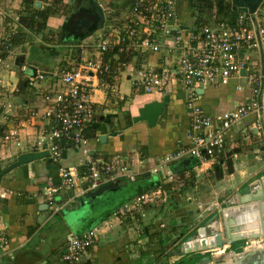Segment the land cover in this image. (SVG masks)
Here are the masks:
<instances>
[{
	"label": "crops",
	"instance_id": "1",
	"mask_svg": "<svg viewBox=\"0 0 264 264\" xmlns=\"http://www.w3.org/2000/svg\"><path fill=\"white\" fill-rule=\"evenodd\" d=\"M23 1L14 0L12 10L22 14ZM37 1L41 2L39 7L47 5L42 0ZM72 1L64 0L66 10L64 14L57 16L53 30L60 28L67 17L66 12L70 11L71 7L74 8ZM98 1L104 7L106 15L118 16H121L132 2V0ZM184 5L186 10L185 14H180L181 25L187 26L190 11L185 2ZM20 28L22 27H16L15 34ZM93 38H63L60 48L64 47V53L59 59H55V62L51 61L50 46H40L38 53L32 52L34 59L37 60L34 65L39 67L37 75L30 76L24 83L23 78L12 66L6 68L0 64V75L6 79V86L2 88L4 93L0 95V128L5 131L16 129L21 141L18 146L15 142L9 146L0 143V163L6 161L3 167L13 162L18 154L36 150L34 138L39 139L38 130L42 126L36 119L31 121L30 115L32 110L44 105L43 91H39L43 88L35 83L38 73H43L38 61L49 60L55 64L53 71L47 72L53 77L57 69L71 68L80 57V45L89 43ZM26 42L19 39L14 43L12 57L16 55L14 54L16 49ZM47 43L46 45H49L50 42ZM33 48L34 46L28 45L29 52ZM6 57L8 61L12 58L9 55ZM160 58L161 54L140 53L135 54L131 63H136L138 67L158 70ZM130 68L128 62V68L118 71L116 89L119 94L124 95V99L119 98V94H114L111 88L98 89L93 94L95 118L92 126L86 130L87 153L68 144L61 149V157L58 158L60 162L57 164L53 162V158L45 157L32 162V174L29 168L23 165L1 179L0 230L9 235L10 243L8 247L0 248V264H65L61 256L69 237L79 235L92 227L91 220L83 227L84 231L79 229L78 232L72 233L66 219V210L78 205L77 196L88 191L87 184L79 180L76 188L75 186L71 189L62 188L58 191L54 196L55 204L59 206L58 211L45 200L43 188L60 182V166L75 167L83 172V164L89 157L112 164L113 171L120 165H127L130 170L136 172V178L132 181L124 177L116 179L123 186L122 190L107 193V196L103 197L105 199L102 198L104 202H108L100 205L94 219L101 220L97 225H102L103 229L107 230L89 248V253L82 257V264H231L237 257L234 252H241L245 245L253 249L264 244V238L259 236L256 239L238 240L232 244L225 241L224 246L215 249L185 252L178 250V240L176 241L179 235L183 234L185 237L188 231L191 233L196 225H201L202 221L218 212V215H223L224 218L222 214L225 211L224 206L232 200L234 202H231V209L235 218L242 220L245 216L244 209L248 210L249 218L254 217L256 203H242L247 195L246 193L241 195L239 192L247 187L251 189V194L263 190L260 177L264 175V132L261 128L259 107L258 111H252L231 128L226 138V148L218 150L215 159L200 162L196 158H186L190 161L186 168L174 169L185 160L183 159L164 165L158 172H152L166 154L186 146L191 140L188 95L181 87L152 93H147L142 88L137 89L133 83V76L131 77L129 73ZM55 78L53 86L58 88L61 83L54 76ZM243 79L246 78H233L228 85L199 88V103L210 113L231 110L246 103L252 94V88L247 92L242 85ZM239 85L243 88L240 89ZM166 95L170 96L169 101L165 102L163 113L154 126L148 125L146 121H133L139 114L140 107L148 102H162ZM262 98L264 104V91ZM49 124L44 123L43 127L50 128ZM113 132L116 134L113 135ZM102 134H108L106 142L99 140V135ZM193 160H197L198 164L192 166ZM217 164L221 166L223 173L221 179L215 178ZM168 169L172 173L171 176ZM166 181L172 185L170 191L164 189L163 192L169 202L168 212L174 214L184 198L190 201L188 205L190 209L188 215H178L181 219L180 225H174L171 230L161 233L154 225L155 217L152 218L154 209L152 207L148 209L155 202L149 203L143 209L131 211H127L125 206L130 207L138 194L161 187L158 185ZM200 203L202 207L199 206ZM170 206L173 208L170 209ZM144 214L146 216L149 214L148 224L143 222V217H146ZM252 223H257V220L251 221ZM106 224H109L108 228L105 227ZM239 227L240 230L244 228L247 233H252L258 231L259 224H256V227L253 224L249 227L240 224ZM160 228L165 229L166 224L161 222ZM222 229L224 231V228ZM66 232L68 235L66 242L56 248L57 242ZM155 233H158L157 238ZM160 238L163 240L162 245L158 243Z\"/></svg>",
	"mask_w": 264,
	"mask_h": 264
},
{
	"label": "built area",
	"instance_id": "2",
	"mask_svg": "<svg viewBox=\"0 0 264 264\" xmlns=\"http://www.w3.org/2000/svg\"><path fill=\"white\" fill-rule=\"evenodd\" d=\"M13 1L0 0V64L6 68L11 66L6 55L12 57L15 29L25 28L21 22L22 14L12 10ZM238 12L234 20H216L193 29L182 27L178 0H132L121 16L108 15L104 28L89 43L80 45V57L75 64L53 73L61 83L59 87L39 90L43 91L44 105L32 110L30 115V120L36 119L42 126L34 148L48 149L50 157L57 159L61 157V149L68 144L87 153L86 130L95 118L93 94L98 89L111 88L118 95V71L128 68L129 62V73L137 89L152 93L181 87L188 95L191 140L186 146L166 154L152 172L186 158H196L200 162L215 159L216 152L226 148L231 128L252 111H258L257 94L262 77L260 49L264 52V2L254 13L257 25L251 14ZM253 50L258 51L257 61ZM140 53L161 54L160 68L147 69L132 64L131 59ZM233 78H246L252 85L247 102L231 110L206 111L199 103L198 89L228 85ZM5 86L6 79L0 75V95ZM239 87L243 88L242 85ZM119 98L124 99V95L119 94ZM47 122L50 128L43 127ZM14 142L17 146L21 144L18 131L0 128V143L9 146ZM83 166V172L75 167L60 166V182L43 188L45 200L54 210H59L55 194L62 188H74L78 180L87 184L88 190H94L118 178L131 181L136 178V172L127 165H120L113 171L112 164L93 157H89ZM163 192L164 188L158 187L140 193L131 206L125 208L127 211L143 209L158 198L166 200ZM105 230L102 225H97L70 236L61 256L64 263L82 264V257L89 253V248ZM9 243V235L0 230V248L8 247Z\"/></svg>",
	"mask_w": 264,
	"mask_h": 264
},
{
	"label": "water",
	"instance_id": "3",
	"mask_svg": "<svg viewBox=\"0 0 264 264\" xmlns=\"http://www.w3.org/2000/svg\"><path fill=\"white\" fill-rule=\"evenodd\" d=\"M264 0H231L232 9L234 11H243L252 15V20L257 25L256 17L254 15L257 8L263 3ZM41 4L40 1L36 2V6L39 7ZM76 14H82L86 16L85 24L88 25L90 23L91 29H89L86 33L81 34L80 39L86 38L95 32L102 30L105 26V22L107 19L105 9L100 4L98 0H83L79 4L78 8L73 11L66 18L70 19ZM66 24V19L64 23H62V30ZM183 28H187V26H182ZM76 38L77 36L74 35ZM78 39V38H77ZM261 56V85L258 92V107H259V117L261 128L264 132V104H263V91H264V52L263 49H260ZM23 55H17L15 59V64L21 65L23 61ZM33 68V67H32ZM35 72V76L37 75V68H33ZM244 70H242V74H244ZM170 96L166 95L164 101L162 102H148L144 106L139 108V114L133 118L134 122L138 121H146L148 125L154 126L161 116L164 110L165 102L169 101ZM113 135L116 132L112 133ZM108 139V134L99 135V140L101 142H106ZM264 149V147H263ZM45 157H50V152L48 149H39L32 150L20 153L17 155L16 159L3 167L0 165V183L1 179L7 175L10 171L18 168L20 166L26 165L29 168V172L32 174V162L43 159ZM190 165V161L185 159L181 161L178 165L174 167L175 170L180 169L181 167L186 168ZM261 182H263V190H258L255 193L251 194V189L247 187L246 189H242L239 193L241 195L245 194L247 197L243 198L242 203H250L255 202V215L253 218H249L250 216L247 214L248 210H243L245 216L242 218H235L232 215L231 202L229 201L227 205L224 206L225 211H223V215L219 216V212L211 216L205 221H202V224L196 225L191 233L188 231L187 235H179L178 239V250L191 252L200 249H215L218 247H222L225 244V241L228 244H232L238 240L242 239H256L259 236L264 238V175L260 177ZM120 185V181L110 182L103 185H100L94 190L84 191L77 196L78 205L76 207H71L66 210V219L72 226L76 227H85L86 224L95 222L94 215L96 211H98L101 204H107L108 201H103L102 198L106 197L107 193L115 192L122 190ZM129 190V189H128ZM140 191V189H139ZM109 196V195H108ZM105 199V198H103ZM107 199V198H106ZM185 199V198H184ZM191 200V199H189ZM190 202V201H189ZM48 208V204H46ZM254 208V207H253ZM4 212V210H2ZM223 218V219H222ZM219 219V222H218ZM222 219V220H221ZM253 219V220H252ZM257 220V223H252L255 227L256 224H259V228L257 232L247 233L246 230H240V224L245 226H251V221ZM239 224V225H238ZM223 225V227H222ZM224 228V231L223 229ZM84 229V228H83ZM241 231V232H239ZM260 247H256L250 249L248 245H245L241 252H234L237 256L235 259L232 257L231 264H264V244L259 245ZM210 258V257H209Z\"/></svg>",
	"mask_w": 264,
	"mask_h": 264
},
{
	"label": "rangeland",
	"instance_id": "4",
	"mask_svg": "<svg viewBox=\"0 0 264 264\" xmlns=\"http://www.w3.org/2000/svg\"><path fill=\"white\" fill-rule=\"evenodd\" d=\"M81 1H83V0H81ZM81 1L78 2V0H73L72 3H74V4H72V6L74 5L73 6L74 8L73 9H72V7H71V9L69 8L70 11L66 12L65 15L68 16L72 11L77 9L79 4L81 3ZM183 2H184L183 0H178V11H179V13L181 15L185 14V10H186V7L184 6ZM214 21H216L215 18L210 23H213ZM105 24H107V19H106ZM187 27L189 29L195 28V16L191 13V11L188 14ZM22 29H24V28H22ZM21 31H23V30H21ZM51 31H53V32H51ZM99 31H97L94 34L88 36L87 38H93ZM20 34H21V37L23 36V38H20V39L22 41L25 40L27 42L25 44L19 46L16 49V53H14L16 55H14V57L10 58V62L12 64L11 65L12 68L15 71H17L18 75H20L21 78H23L22 79L23 80L22 83H24V82H26V80L30 76H35V72L36 71L33 68L34 67L35 68H39L36 65H34V64H36L37 60L34 59V57H33L34 55H33L32 52H37L38 53L39 52L38 50H39L40 46H43V45L44 46H50V49H51L50 52L52 54L51 55V61L55 62V59H59V57L64 53V47L60 48V45L63 44L62 43L63 40H62V37L60 35L59 29L53 30V29L48 28V29L44 30L42 34H38L36 31L28 29L24 33L20 32ZM45 34H46L47 37H44ZM47 41L50 42L49 45H46V44H48ZM28 45L34 46V48L31 49L30 52H29V49H28ZM252 52H253V57L257 61L258 51L257 50H253ZM17 55H23V57H24L21 65L15 64V58H16ZM51 61H49V60L38 61V62H40L39 66H40V69L43 70V73H41V72L38 73L39 75L37 76L35 83L37 84V86H40L43 89L53 88L54 87L53 85L56 82V78L54 79V76L52 77V75L50 73L47 74V72L49 70L53 71V69H54V65L55 64L53 65V63ZM243 80H244V82L242 83V85L245 87L246 91L248 92L252 88V85L248 83L247 79H243ZM106 119L108 120V117ZM37 138H34V140H35L34 144H36ZM52 160L56 164H57V162H60V160H58L57 158H53ZM5 162L6 161H4V162H2L0 164L1 165H5L6 164ZM154 176L156 177V175H154ZM78 181H76L75 184H74L75 188L79 184ZM165 183H168V182L166 181ZM158 186H160V185H158ZM171 187H172V185H170V188L167 189V190L170 191ZM160 199L161 198H158L157 200H155L154 201L155 203H153L148 209H150L151 207L154 209L153 211H155V212H153L154 215H152L153 216L152 218L155 217V224L154 225L162 233L164 231L171 230L174 225H176V226L180 225L181 219H180V216L178 217V215H188V210L190 208H188L189 202L184 199V200L180 201V207H178V210L176 209L174 214H170L168 212V209H167L168 208L167 204L169 203L168 199L167 200H162V199L160 200ZM145 207H143V208H145ZM200 207H202V206H200ZM172 208L173 207H171L170 209H172ZM144 215L146 216V214H144ZM148 215L149 214H147L146 217H143V219H144L143 222L145 224H148V222L150 220V219H148ZM100 222H101V220H99V219L97 220L96 219V221L94 223H92V227L91 228H93L94 226H96ZM161 222H164L166 224V228L165 229L160 228V223ZM69 225L71 226L72 233L78 232L79 229L83 230V231L85 230V229H83L81 227L72 226L71 224H69ZM155 234H157V235H155V238H157L158 237V233H155ZM62 236H63L62 239L57 242V244H56L57 247L56 248H58V246L61 245L62 243L66 242L67 237H68L67 232L63 233ZM162 242H163V240L160 238V240H158V243L160 245H162ZM42 250L44 251L45 249H42Z\"/></svg>",
	"mask_w": 264,
	"mask_h": 264
},
{
	"label": "trees",
	"instance_id": "5",
	"mask_svg": "<svg viewBox=\"0 0 264 264\" xmlns=\"http://www.w3.org/2000/svg\"><path fill=\"white\" fill-rule=\"evenodd\" d=\"M46 2L45 7H37L36 0H24L22 8L21 22L24 29L14 36V43L21 37L20 32L24 33L26 30H34L38 34H42L44 30L56 26L55 21L59 14H64L66 6L64 0H42ZM187 4V8L195 16V27L202 24L210 23L214 18L216 20L229 19L234 20L238 11L232 9L231 0H183ZM183 2V4H184ZM185 6V5H184ZM58 26V24H57ZM23 30V31H21ZM52 32V31H51ZM20 34V35H19ZM44 37H47L46 34ZM29 84V81H27ZM129 122L131 119L129 117ZM198 164L197 160L192 161V166ZM215 178L221 179L223 173L219 164L215 165ZM160 186L165 190L170 188L169 183H160ZM196 261H193L195 263Z\"/></svg>",
	"mask_w": 264,
	"mask_h": 264
},
{
	"label": "flooded vegetation",
	"instance_id": "6",
	"mask_svg": "<svg viewBox=\"0 0 264 264\" xmlns=\"http://www.w3.org/2000/svg\"><path fill=\"white\" fill-rule=\"evenodd\" d=\"M71 13H73V11ZM85 19H86V16L82 14H76L70 19L66 18V24L64 26V29L62 30V25L59 28L62 39L69 38V37L75 38L74 35L77 36L76 38H79L81 34H84L89 29H91L92 25H90V23L86 25Z\"/></svg>",
	"mask_w": 264,
	"mask_h": 264
}]
</instances>
